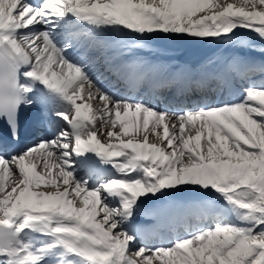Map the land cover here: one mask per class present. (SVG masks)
<instances>
[{"label": "snow or ice", "instance_id": "snow-or-ice-1", "mask_svg": "<svg viewBox=\"0 0 264 264\" xmlns=\"http://www.w3.org/2000/svg\"><path fill=\"white\" fill-rule=\"evenodd\" d=\"M185 38L264 54V0H0V264H264V60L135 55Z\"/></svg>", "mask_w": 264, "mask_h": 264}, {"label": "bare ground", "instance_id": "bare-ground-1", "mask_svg": "<svg viewBox=\"0 0 264 264\" xmlns=\"http://www.w3.org/2000/svg\"><path fill=\"white\" fill-rule=\"evenodd\" d=\"M257 41L256 43H259ZM196 45L204 46V47L206 46L207 47H211V46L218 47L216 54L213 56V59L211 60V62H214V67L217 69L219 68L222 69L224 65L226 64V62L234 57H240V58L249 59V60H254L256 57L254 53L248 52L246 51L245 48H242V47H235V46H230V45L217 43V42L202 43L192 38L156 39L153 41H149L145 43L144 49L138 51L137 53H135V55L138 57L146 58L147 60L153 62L154 64L163 65L167 67L170 73H179L186 68H190V66L187 63H182V62H178L174 60V56L181 49L191 48ZM202 66H197L196 68H193V69H197ZM174 86L179 87L180 85L177 84ZM241 87H243V85H241ZM158 92L162 93L161 95L165 97L169 91L163 90V91H158ZM195 95L196 94L194 93L191 97ZM191 97L189 99H191ZM195 97L193 98L194 100L197 99ZM163 108L164 106L160 110H162ZM23 110L26 112H30L32 114L41 113L42 111L39 105H34L30 110L28 109H23ZM9 179L11 180L12 177H10ZM175 198L182 199V200L193 199V198L184 197L183 193L175 194ZM138 223H141V224L151 223V221H145L141 219V220H138Z\"/></svg>", "mask_w": 264, "mask_h": 264}, {"label": "water", "instance_id": "water-1", "mask_svg": "<svg viewBox=\"0 0 264 264\" xmlns=\"http://www.w3.org/2000/svg\"><path fill=\"white\" fill-rule=\"evenodd\" d=\"M215 49L207 47L194 46L188 50H181L177 53L176 59L188 62L192 66H197L202 61L211 56Z\"/></svg>", "mask_w": 264, "mask_h": 264}, {"label": "rangeland", "instance_id": "rangeland-1", "mask_svg": "<svg viewBox=\"0 0 264 264\" xmlns=\"http://www.w3.org/2000/svg\"><path fill=\"white\" fill-rule=\"evenodd\" d=\"M256 42V41H255ZM257 42H259V41H257ZM248 52H251L250 50H248V49H246ZM252 53V52H251ZM254 53H256V54H261L260 52H254ZM184 195H191V196H198V194H196V193H191V192H185V193H183Z\"/></svg>", "mask_w": 264, "mask_h": 264}]
</instances>
